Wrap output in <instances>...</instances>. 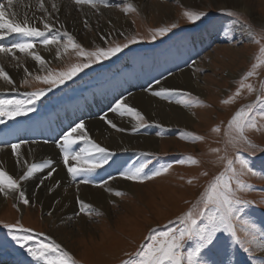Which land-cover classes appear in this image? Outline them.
<instances>
[{"label": "rangeland", "instance_id": "1", "mask_svg": "<svg viewBox=\"0 0 264 264\" xmlns=\"http://www.w3.org/2000/svg\"><path fill=\"white\" fill-rule=\"evenodd\" d=\"M239 1L242 7L237 0H143L141 4L134 0H109L110 6L101 7L97 12L87 6L80 9L67 0L64 15L68 16L70 11L81 13L87 10L94 16V20L76 21L79 30L72 34L86 50L109 46L101 37H108L111 46L127 42L118 32L109 36L106 34L115 32L112 18L116 14L129 21L130 30L125 34L135 36L138 42L117 56L92 64L72 80L53 87L37 102V111L0 124V132L15 122L43 118L44 113L54 105L62 110L69 101H80V96L89 86L93 85L89 87L93 89L108 74L114 75L113 81L110 79L112 84L132 93L136 91V82L151 64L162 63L163 66L172 67L169 74L156 78L151 84L152 90L165 87V81L172 75L188 70L195 73L201 90L199 93L180 90L191 93L188 107L177 104L175 99L178 97L169 102L153 96L159 102L191 113L192 122L184 127L162 125L158 129L149 126L134 133L137 136H152L162 144L153 151H132L134 158L129 169L148 161H151L145 169L148 173L167 164L172 167L167 173L143 183L127 181L129 189H115L111 193L112 201L106 206H92L91 215L77 211L53 225L56 214L49 216V211L43 210L39 202L32 201L31 205L25 206L14 196L0 195V264H42L33 260L26 250L12 240L3 228L5 223H19L31 230L23 234L31 236L26 247L59 243L76 264H122L126 259L135 258L141 246L151 242L150 236L179 229L181 217L189 212L196 213L202 207L206 190L217 176L225 172L227 161H221L224 156L236 160L237 172L232 184L237 195L250 202L235 223L237 234L249 252L245 253L240 245L226 240L220 255L213 259L217 264L225 259L226 264H252L253 259L256 264H264V115H261L264 113V103L258 102L264 99V0ZM51 2L45 0L46 6L50 7ZM33 3H37L34 6L39 9V2L33 0ZM129 4L135 11L129 10L125 14L123 9ZM186 12L204 15L199 21L191 22L185 16ZM174 23L177 27L167 35L152 39L158 29L171 28ZM89 40L93 42L91 46ZM188 55L194 57L190 60L191 67L187 63L188 58L185 59ZM56 61L48 65L53 73L67 71L74 64L84 62L83 57L71 48L66 52L63 50ZM10 63L9 67L12 66ZM45 74L42 70L31 73L20 81L18 91L0 93V99L20 100L25 93L48 89L49 85L35 79L37 75ZM248 105H253L249 120L255 124V127L245 129V138L251 147L237 152L232 147L237 134L229 128V122ZM100 115L92 117L99 119L103 114ZM89 117L83 116L77 123L88 121ZM101 122L104 123V120ZM192 135L202 139L193 142ZM143 153L154 155L146 156ZM189 156L198 163H179ZM116 157L112 158L113 163ZM239 160L246 161L253 171L241 173ZM227 175L233 174L229 172ZM110 176H115V171ZM237 179L244 184V188L239 187ZM24 182H21V186ZM23 190L26 192V189ZM116 191L123 194L116 196ZM194 246L193 241H186L183 251L191 250Z\"/></svg>", "mask_w": 264, "mask_h": 264}, {"label": "snow or ice", "instance_id": "2", "mask_svg": "<svg viewBox=\"0 0 264 264\" xmlns=\"http://www.w3.org/2000/svg\"><path fill=\"white\" fill-rule=\"evenodd\" d=\"M70 3L75 4L80 9L87 6L97 12L101 7L108 8L110 6L109 0H70ZM12 9L13 0H6V4L4 0H0V41H3L5 37L11 34H17L22 38L19 42L11 44L0 43V54H3L0 57V80H3L8 85H14V80L3 65L16 62L14 66H20V58L16 55L19 52L24 57H30L42 71L46 72L43 76L37 75L35 79L49 85V88L25 93L24 98L20 100L0 99V124L15 120L17 117H25L29 113L37 111L36 104L41 97L46 95L47 91H51L53 87H58L66 81L72 80L74 76L89 68L92 64L117 56L118 53L138 42L135 36L129 37L121 32L119 35L123 36L127 42L123 44L115 43V46H111V41H109L108 37H101L105 44L109 46L96 47L95 50L88 51L76 41L75 37L66 30L65 25L60 22L59 15H56L59 13L60 7L54 0L50 3V8L46 6L45 0H40L39 10L41 15L39 16H36L35 13L31 15L25 13L22 18L17 19L16 17L19 14L12 11ZM129 10L135 11V8L129 4L123 9L125 14ZM6 15L9 17L8 19H5ZM202 15L204 14L185 13V16L191 22L199 21ZM229 15L233 14L229 13ZM37 24L42 25V27H38ZM85 26H87V21H85ZM176 27L177 24L174 23L171 28L158 29L152 35V39L155 40L158 36H165ZM37 43L44 46L45 51H51L50 45L55 46L56 58L60 57L61 48L65 52L71 48L78 56L83 57L84 62L74 64L67 71L53 73L48 68L49 62L38 51H34ZM9 57H11V61H9ZM25 72H27V69H25ZM25 83H27L26 80ZM156 83L159 84L160 81L157 80ZM148 90L152 96L159 97L162 100L171 102L173 98L178 97L175 99L177 104H183L185 107L190 105L191 93L171 87ZM258 102L264 103V99H259ZM110 111L121 118L129 117L130 123L135 121V123H132L131 128L133 133H138L141 129L149 126H154L158 129L162 128L159 123H150L141 111L127 102V98L117 100ZM252 111L253 105H248L247 109L238 111L229 122V128L234 129L237 134L236 141L232 143V147L237 152L245 147H251L250 142L245 138V129L248 126L255 127V124H252L249 120ZM261 115H264V113ZM100 119L104 120L110 128L115 129L117 132L127 131V129L118 127L107 115L101 116ZM201 139L199 136H191L193 142ZM24 143L34 142L19 140L12 143L6 142L4 145L5 147H10L12 155L16 157L17 165L22 170V174L14 178L13 175L0 168V195L4 197L14 196L19 203L29 206L32 200L23 190L21 182L28 181L34 178L37 173L48 169L47 174L39 179L40 187H47L45 181L52 177L56 168L55 162L51 160H45L39 164L31 163L29 166L28 161L24 158V153L21 152V147ZM81 143L84 146L79 151H74L73 146ZM57 147L62 154V163L66 168L67 176L77 185V189L79 185H94L103 188L106 192H113V189L105 187V185L109 183V180L117 179V176H110L103 182L94 181L92 176L98 169L109 165L116 153L96 143L89 136L84 121L76 123L75 126L66 131ZM143 155L150 156L154 154L143 153ZM224 160L227 161L225 172L217 176L215 182L206 190L201 201L202 207L196 213L189 212L181 217V227L179 229L173 228L170 231L161 232L159 236H150L151 242L142 245L135 258L126 259L122 264H217L213 257L220 255L226 240L240 245L245 253L249 252V248L244 246L243 241L237 234L235 223L241 218L244 208L250 202L238 196L233 187L232 181L237 172L236 160L228 159L227 156L221 157V161ZM186 161L192 165L198 163L197 160L190 156L182 158L179 163L184 164ZM150 162L140 164L138 167L127 171H121L119 172V177L126 181L143 183L167 173L169 168L172 167L171 164H167L148 173L145 169ZM239 164L241 165V173L245 170L248 172L253 171L246 161L239 160ZM229 172L233 175H227ZM236 183L241 189L244 188V184L238 179ZM54 187H59V182H54ZM48 191L51 193L52 188H48ZM114 194L121 196L123 193L116 191ZM77 204L81 213L91 215L92 206L90 204L85 203L79 197H77ZM52 214V211L48 212L49 216ZM100 214L97 213V215ZM3 228L7 230L12 240L21 249L26 250L27 254L37 262H42V264H76L72 256L59 243H41L35 248L26 247L31 236L23 234L29 233L31 230L24 228L19 223H5ZM186 241H193L195 246L185 252L183 250ZM220 264H226V259L221 260ZM252 264H256L255 259L252 260Z\"/></svg>", "mask_w": 264, "mask_h": 264}, {"label": "bare ground", "instance_id": "3", "mask_svg": "<svg viewBox=\"0 0 264 264\" xmlns=\"http://www.w3.org/2000/svg\"><path fill=\"white\" fill-rule=\"evenodd\" d=\"M142 1L143 0H134V2L138 4H141ZM37 2L40 3V0H37ZM54 2L60 7L59 13L56 14L59 15L60 22H62L66 30L73 35L79 30V24H77L76 21H81V19L94 20L93 14L87 10L81 13L73 12L75 14L70 11L69 15L66 16L63 11L67 7V0H54ZM4 3L6 4V1H4ZM237 3L242 7V2L237 0ZM36 4L33 3V0H13L12 11L19 14L16 17L17 19L22 18L25 13L29 15L35 13V15L38 16V12L39 15H41L40 10L34 6ZM153 10L155 11V9ZM245 10L246 9H243V11ZM117 15L118 14L114 15L112 18V21H115V32H106L107 35L110 33L113 35V33L117 32L127 33L128 30H130L129 21L124 19L122 15ZM8 18L9 17L6 15L5 19ZM37 26L42 27L40 24H37ZM21 39L22 38L17 34H11L5 37L3 41H0V43L11 44L13 42H19ZM95 39L97 38H94V40ZM91 42L92 40H89L88 44L90 45ZM49 48L51 51H45L44 46L37 43L34 49V51H38L40 55L49 62L48 65L50 63H56V60H58V58H56V47L50 45ZM60 52L62 54V48ZM16 55L20 58V66H14L16 62H11L10 64L12 66L10 67L8 63L3 65L7 73L14 80V85H8L4 83L3 80H0V93L18 91L17 87L22 79L26 78L29 73L35 74V72L41 71L40 67L35 61L31 60L30 57H24L23 54L19 52H17ZM2 56L3 54H0V57ZM186 58H188L187 63L190 64L189 66L191 67L192 63H190V60L194 57L188 55L185 59ZM9 60H11V57ZM171 68L172 67L169 66H163L162 63H158V65H149V67L145 69V74L143 76L141 75L140 80L136 82V91L132 93L130 90H126V88H122L117 84H112L110 79H112L114 75L108 74V77L100 82V84L98 83L95 85L93 89L89 88L93 85L89 86L85 93L82 95L80 94V101L71 100L62 110L59 109L60 106L54 105L44 113L43 118H29V120L25 122H15L10 125V128L8 127L3 130V132H0V168L13 175V177L21 175L22 170L16 163V157L12 155L10 147H5L4 145L6 142L12 143L19 140L34 142L24 143L21 147V152L24 153V158L28 161L29 166L31 163L39 164L43 163L45 160H51L55 162L56 171L49 180L45 181L47 187H40L39 185V174L42 177L46 175L48 171V169H44L37 173L34 178L25 181L22 188L26 189V193L32 201L40 203L43 210L52 211L53 214H56L53 225L57 224L58 221L71 217L74 213L79 211L77 197L91 206H106L112 201V192H106L103 188L94 185H79L77 189V185L67 176L66 168L62 163V154L57 145L62 140L63 134L70 130L71 127L75 126L79 118L90 116V119L85 121L89 136L96 143L114 151L117 155V157L114 158V163L112 161L109 165H105L98 169L96 173L93 174L92 179L97 182H103L115 171L117 179L113 180V183L112 180H109V183L105 185V187L111 188L113 191L115 189H129V182L120 178L119 172L129 170V166L134 158L132 151H153V149L159 148L161 142L152 136L144 137L135 135L136 133L134 134L131 131L132 123H135V121L130 123L129 117L121 118L112 113L110 109L115 105L112 101L116 102L119 99L127 98V102L141 111L145 118L153 124L159 123L160 125L170 127L189 126L192 122L191 113L175 109L166 102H159L160 100L158 101V98L156 99L151 94H148V89L152 88L151 84L156 78H158V76H166L169 74ZM25 69H27V72H25ZM165 82V87L197 93L201 90L198 78L195 76V73L190 70L172 75ZM98 114H103L102 116L107 115L118 127L127 129V131L117 132L115 129L110 128L105 122L102 123V119L92 117V115ZM83 146L82 143L74 145L73 150L79 151ZM54 182H59V187H54ZM48 188H52L51 193L48 191Z\"/></svg>", "mask_w": 264, "mask_h": 264}]
</instances>
